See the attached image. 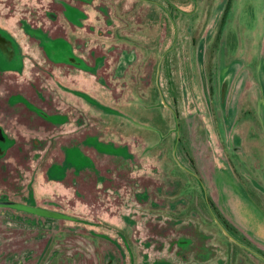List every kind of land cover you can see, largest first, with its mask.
<instances>
[{
  "label": "rangeland",
  "instance_id": "obj_1",
  "mask_svg": "<svg viewBox=\"0 0 264 264\" xmlns=\"http://www.w3.org/2000/svg\"><path fill=\"white\" fill-rule=\"evenodd\" d=\"M0 264H264V0H0Z\"/></svg>",
  "mask_w": 264,
  "mask_h": 264
},
{
  "label": "water",
  "instance_id": "obj_2",
  "mask_svg": "<svg viewBox=\"0 0 264 264\" xmlns=\"http://www.w3.org/2000/svg\"><path fill=\"white\" fill-rule=\"evenodd\" d=\"M1 139H4V136H3V134H2V129L0 128V140Z\"/></svg>",
  "mask_w": 264,
  "mask_h": 264
},
{
  "label": "flooded vegetation",
  "instance_id": "obj_3",
  "mask_svg": "<svg viewBox=\"0 0 264 264\" xmlns=\"http://www.w3.org/2000/svg\"><path fill=\"white\" fill-rule=\"evenodd\" d=\"M1 41L5 42L6 40H5V39H2V37L0 36V42H1ZM4 135H5V134H4ZM4 135H3V136H4ZM4 138H5V137H4Z\"/></svg>",
  "mask_w": 264,
  "mask_h": 264
}]
</instances>
